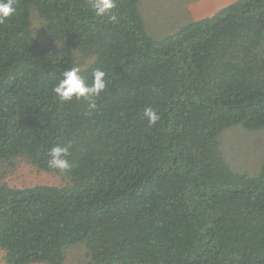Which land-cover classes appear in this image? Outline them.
Returning <instances> with one entry per match:
<instances>
[{"label":"trees","instance_id":"trees-1","mask_svg":"<svg viewBox=\"0 0 264 264\" xmlns=\"http://www.w3.org/2000/svg\"><path fill=\"white\" fill-rule=\"evenodd\" d=\"M139 2L116 0L112 22L93 0H18L0 25V170L20 158L65 180L0 183L7 264H63L76 244L84 264H264V164L235 170L220 146L228 127L264 129V0L162 39ZM74 66L106 72L95 109L53 92ZM58 145L64 172L47 167Z\"/></svg>","mask_w":264,"mask_h":264},{"label":"rangeland","instance_id":"rangeland-1","mask_svg":"<svg viewBox=\"0 0 264 264\" xmlns=\"http://www.w3.org/2000/svg\"><path fill=\"white\" fill-rule=\"evenodd\" d=\"M233 1L235 0H140L139 10L148 34L155 39H162L192 21L214 14ZM34 26L39 29V22H35ZM39 36L44 38L42 34ZM220 143L223 156L235 170H249V173L255 174L264 164V129L247 130L234 125L222 133ZM0 171V183H7L15 188L40 184L61 186L65 183L62 176L39 170L20 158L16 159L15 165L3 167ZM85 254L83 244L73 245L66 250L63 264H84ZM0 264H7L1 248Z\"/></svg>","mask_w":264,"mask_h":264},{"label":"clouds","instance_id":"clouds-1","mask_svg":"<svg viewBox=\"0 0 264 264\" xmlns=\"http://www.w3.org/2000/svg\"><path fill=\"white\" fill-rule=\"evenodd\" d=\"M18 0H0V25L9 22L10 18L16 14ZM117 4L116 0H93L92 10L95 16L101 17L108 15L112 22H117V15L114 14ZM92 81L81 74L79 67H70L64 70L53 88V92L62 102L85 100L92 109L96 108L95 98L105 91L107 86L106 72L100 68L92 71ZM144 115L148 118L150 125H155L160 117L152 107L144 109ZM71 145L55 146L49 151L47 167L60 172L71 168L69 161Z\"/></svg>","mask_w":264,"mask_h":264}]
</instances>
